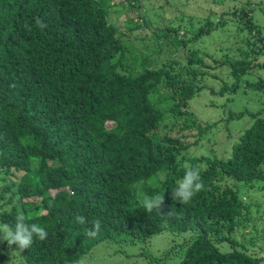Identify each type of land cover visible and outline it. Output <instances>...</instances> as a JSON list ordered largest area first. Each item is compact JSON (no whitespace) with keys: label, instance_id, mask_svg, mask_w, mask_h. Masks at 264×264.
<instances>
[{"label":"trees","instance_id":"obj_1","mask_svg":"<svg viewBox=\"0 0 264 264\" xmlns=\"http://www.w3.org/2000/svg\"><path fill=\"white\" fill-rule=\"evenodd\" d=\"M114 3L0 0V172H20L0 192L2 199L11 190L0 204H11L1 210L0 223L14 227L23 212L28 223L47 231L45 240L34 237L20 251L24 264H78L102 241L119 250L162 231L187 235L159 255L142 248L136 256L149 257L150 264L173 255L175 264H262L250 251L257 239L238 242L233 232L253 223V207L259 206L241 193L264 192V106L230 111L227 120L247 112L252 122L229 157L186 155L192 143L172 132L174 126L179 132L196 128L199 136L206 130L189 109L203 88L197 78L205 74L191 65L203 59L192 52L182 65L171 51L185 47L190 39L180 32L191 31L182 23L167 25L153 33L155 49L142 54L124 40L136 26L129 20L121 29L109 21ZM251 12L243 8L237 21L258 27L259 38L245 41L239 60L213 59L232 77L217 94L236 93L240 86L264 92V76L242 82L250 69L264 66L258 56L264 29ZM37 19L46 27H38ZM209 23L207 16L191 40L209 34L215 27ZM161 48L166 53L157 65ZM189 167L199 169L204 187L182 204L172 190ZM156 195H164L162 211L172 209L171 216L141 206L144 196ZM77 215L86 223H77ZM94 220L101 230L89 238L85 232ZM4 257L0 251V264Z\"/></svg>","mask_w":264,"mask_h":264},{"label":"rangeland","instance_id":"obj_2","mask_svg":"<svg viewBox=\"0 0 264 264\" xmlns=\"http://www.w3.org/2000/svg\"><path fill=\"white\" fill-rule=\"evenodd\" d=\"M114 1L115 3L110 8L109 21L118 28L125 29L126 23L130 20V24L136 26V29L132 32L127 31L124 36L125 43L142 54L155 49L156 41L153 33H157L167 25L182 23L189 28L190 33L180 32L185 38L190 39L188 44L185 47H175L171 54L173 58L180 60L182 65L188 62L192 52L199 54L203 59L199 64L191 65L200 72L203 70L205 74L203 78L200 76L197 78V84L202 85L203 88L189 100V109L197 116L199 127L206 130L202 131V135L199 136L196 128L179 132L178 127L174 126L172 133L180 136L185 134L187 138L184 140L192 143L186 155L229 157L232 145L238 140L242 131L251 124L252 117L246 112L240 118L227 120L228 114L230 111L238 112L245 109L259 110L264 106V92L240 86L236 93L217 94L221 84L231 83L232 77L230 74L228 76L226 66H214L212 61L225 57L232 60L242 58L240 49L247 47L245 41L252 42L259 38V34L256 32L258 27L253 30L246 29L244 19L241 24L237 19L241 16V10L248 7L252 9L254 22L258 23L260 29H264V0H135L134 4L133 0ZM134 5L137 8H130ZM207 16L210 19L209 25L215 27L209 34H201L191 40ZM256 43L260 45L258 40ZM162 52L161 48L158 54ZM165 53H162L158 59H154L157 65L161 64ZM258 56L259 62H264V53ZM249 71L242 79L243 84L246 80L252 81L259 76H264V66L258 65ZM112 124L108 122V126ZM19 176L20 172H16L15 176L0 172V192L7 184L17 182ZM12 189L14 191L16 187ZM10 194L11 190L6 191L5 197L0 199V204L6 201ZM241 194L246 200L259 206L253 207L255 221L248 223L243 229L234 231L233 237L238 242H247L252 236L256 238V245L250 248V251L261 257L262 264H264V192L248 189L247 192ZM10 205H5L3 208L10 209ZM3 208L0 207V212ZM256 209H259V212ZM186 235L172 236L168 235L167 231H162L149 239L124 243L120 245L119 250L116 249V245L102 241L86 253L78 264H150L149 257L136 256L142 248L159 255L172 243L182 241ZM3 242L7 247L2 246ZM226 248L228 244L222 247V249ZM0 251L5 256L1 264H24L17 245L9 246L6 241L0 240ZM178 259L173 255L163 264H175Z\"/></svg>","mask_w":264,"mask_h":264},{"label":"clouds","instance_id":"obj_3","mask_svg":"<svg viewBox=\"0 0 264 264\" xmlns=\"http://www.w3.org/2000/svg\"><path fill=\"white\" fill-rule=\"evenodd\" d=\"M36 24L40 28L46 27L42 20L37 19ZM27 27V26H26ZM203 183L200 180L199 169L189 167L186 169L183 177L178 180L176 187L172 190L173 200H178L182 204H187L191 201L193 196L203 190ZM164 204V195H156L153 197L144 196L141 200V206L146 212L150 213L153 210L159 212L162 216H171L172 209L164 212L162 211ZM28 217L20 212L15 217L14 227L7 223H0V240L6 241L9 246L17 245L20 251L28 249L34 242V237L43 241L47 238L48 233L44 227L36 223H28ZM75 220L79 224H85L84 216L77 215ZM101 230V222L94 220L91 227L86 229L85 235L89 238H95Z\"/></svg>","mask_w":264,"mask_h":264}]
</instances>
